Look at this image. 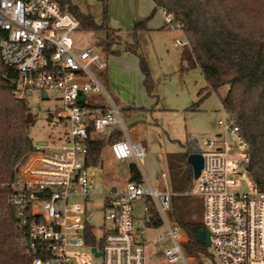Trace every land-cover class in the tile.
Here are the masks:
<instances>
[{"label":"built area","instance_id":"built-area-1","mask_svg":"<svg viewBox=\"0 0 264 264\" xmlns=\"http://www.w3.org/2000/svg\"><path fill=\"white\" fill-rule=\"evenodd\" d=\"M161 12L172 28V16ZM176 26L181 30L179 23ZM79 29L78 21L52 0H0V58L16 74V97L33 112L38 107L30 102L32 93L46 101L49 92L56 93L60 106L54 118L68 131L59 145L33 143L10 184L19 246L33 264H93L91 259L101 264H204L201 254L199 263L194 256L185 257V232L166 219L174 194L166 188L165 175L164 190L156 191L142 176L120 189H100L95 174L89 173L92 142H104L101 153L106 146L115 162L134 160L140 175L145 151L140 141L129 137L120 109L90 71L104 67V54L96 47H76L72 34ZM88 95H100L103 101L89 104ZM223 113L217 122L221 137L204 142L216 148L200 150L203 166L185 195L202 198L204 230L216 264H264V192L246 171L248 145L239 126ZM142 199L151 201L159 225L143 203L142 225L135 226L133 205ZM95 212L108 227L95 226ZM161 227L164 231L149 241L151 232ZM149 247L155 249L154 263L149 262Z\"/></svg>","mask_w":264,"mask_h":264},{"label":"trees","instance_id":"trees-1","mask_svg":"<svg viewBox=\"0 0 264 264\" xmlns=\"http://www.w3.org/2000/svg\"><path fill=\"white\" fill-rule=\"evenodd\" d=\"M61 10L70 13L85 32L98 38L96 48L107 56L119 54L118 30L79 12L70 0H52ZM154 10L171 15L181 25L186 45L180 52L182 71L195 68L205 82L206 96L226 89L219 101L222 109L239 126L248 145L246 171L257 189L264 192V0H151ZM106 13V11H105ZM104 13V15H105ZM148 18L136 21L131 28L132 44L124 52L138 58L142 76L141 86L149 97L155 98L154 83L144 58L137 52L135 35L145 29ZM0 30V39L3 37ZM15 72L0 58V264H33L19 246L15 219L9 205L10 184L21 165L32 152L30 129L34 118L26 101L16 97L13 88ZM203 99V98H202ZM201 99V100H202ZM190 110H198L197 104ZM129 109L127 110V112ZM120 109V113H125ZM111 142V141H110ZM104 142H92L88 165L95 166L100 159ZM189 149L183 153L164 156L171 197L172 219L185 232L187 241L183 251L188 256L207 253L204 244L195 240L197 231L204 230L202 201L185 195L192 182V171L186 162ZM131 181L141 180L134 164L129 167ZM178 199V206L174 199ZM155 225L159 220L150 208ZM87 244H91L87 241Z\"/></svg>","mask_w":264,"mask_h":264},{"label":"rangeland","instance_id":"rangeland-1","mask_svg":"<svg viewBox=\"0 0 264 264\" xmlns=\"http://www.w3.org/2000/svg\"><path fill=\"white\" fill-rule=\"evenodd\" d=\"M70 2L79 12L90 16L96 25L105 23L108 27L118 30L121 39L117 45L119 54L116 56L105 54L106 57L102 58L104 67L102 69L90 67V71L105 86L107 95L116 101L117 108L126 111L124 114L121 113V118L129 137L132 140H143L145 158L140 168L143 179L147 180L154 190H164L160 176L164 173L168 178L164 161L166 154L183 153L184 146L188 148L187 144L190 140H194L204 153L216 148V145L209 148L204 142L215 141L221 137L217 122L224 119V113L219 98L224 96L226 89L219 92V97L215 93L206 96V91L201 93L206 85L200 70L198 68L181 70L179 56L182 46L176 45V42L184 43V35L177 28L176 22L171 23L172 28L165 25L164 15L160 10H154L151 0H70ZM148 17L150 18L145 24V29L136 32L135 43L137 52L144 58L154 83L155 98L149 97L141 86L142 76L138 58L124 52L125 45L133 42L129 35L133 23ZM72 38L77 48L96 47L98 41L94 33L81 29L74 32ZM48 96L49 100L46 101L41 100L37 93L31 94L30 102L32 106L38 107V110L32 112L34 124L30 129V138L33 143L48 142L55 146L67 138L68 131L54 118L56 108L60 106L56 93L49 92ZM86 99L89 104L103 101L100 95L96 98L88 95ZM195 104L198 110H190ZM228 140L232 141L230 135ZM234 157L239 158L240 155ZM127 163L132 164L134 160L130 159ZM243 171V167L239 165L238 172ZM89 173L95 174L100 189L119 188L129 174L127 165L110 161L106 146L100 164L97 167L90 166ZM168 181L166 188L174 196L177 195L178 193L172 191ZM194 186L195 180L192 179L186 193H190ZM190 196L202 201L200 196ZM136 203L133 205L134 224L136 227H141L140 208L143 203L150 208L152 204L146 199ZM178 203L179 200L174 199V205L178 206ZM172 212L173 207L170 202V208L165 213L169 222H173ZM94 224L96 227L104 224L100 212H95ZM104 225L109 226L108 223ZM163 231L164 227H161L151 232L149 241H152L155 234ZM75 251L82 256L91 257L84 249ZM154 251L153 247L148 248L150 263L155 262ZM184 255L186 258L190 257L185 252ZM199 255H194L197 263L200 262ZM201 255L204 256V264H216L209 248L207 253ZM91 261L93 264L102 263L100 259H91Z\"/></svg>","mask_w":264,"mask_h":264},{"label":"water","instance_id":"water-1","mask_svg":"<svg viewBox=\"0 0 264 264\" xmlns=\"http://www.w3.org/2000/svg\"><path fill=\"white\" fill-rule=\"evenodd\" d=\"M42 98H45L43 94ZM187 145L189 149V154L186 157V162L191 168L193 180H196L203 166V158L200 154V149L194 140H190ZM195 240L200 244H204L206 248H208L210 245L209 234L206 230L197 231L195 234ZM92 251L95 252L94 249Z\"/></svg>","mask_w":264,"mask_h":264},{"label":"crops","instance_id":"crops-1","mask_svg":"<svg viewBox=\"0 0 264 264\" xmlns=\"http://www.w3.org/2000/svg\"><path fill=\"white\" fill-rule=\"evenodd\" d=\"M104 57H106L105 56V54H104ZM179 59H180V56H179ZM103 85V84H102ZM104 86V85H103ZM104 88H105V86H104ZM105 91H106V89H105ZM92 97H97V96H94V95H92ZM112 101H113V103L116 105V101L112 98ZM223 112H224V110H223ZM133 141H140L141 143H142V145H143V148H144V143H143V140H141V139H134ZM186 150V146H184V151ZM109 154V153H108ZM101 155H102V153H101ZM109 157H110V155H109ZM100 158H101V156H100ZM110 161H113L111 158H110ZM165 161V160H164ZM113 162H115V161H113ZM119 163V162H118ZM120 164H123V165H127L128 166V178H127V180L126 181H124V182H122V184H121V186L119 187V188H117V189H120V188H122L123 186H124V184L127 182V181H129L130 180V178H131V173H130V170H129V167H130V163H127V161L126 162H124V163H120ZM132 164H134L135 166H136V163L134 162V163H132ZM166 164V163H165ZM138 167V166H137ZM136 167V168H137ZM104 175H106L105 173H104ZM162 175H165L164 173H162L161 174V176ZM141 176L143 177V174L141 173ZM160 176V177H161ZM162 179V178H161ZM165 179H166V184H167V181H168V178H167V176L165 175ZM168 183H169V181H168ZM134 204H137L136 202L134 203ZM141 209V208H140Z\"/></svg>","mask_w":264,"mask_h":264}]
</instances>
